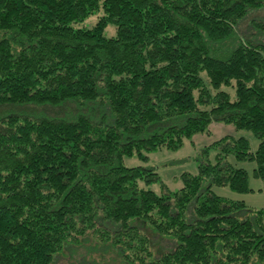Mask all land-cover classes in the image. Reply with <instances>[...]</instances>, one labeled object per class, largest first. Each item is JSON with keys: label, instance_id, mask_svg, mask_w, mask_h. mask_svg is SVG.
I'll return each mask as SVG.
<instances>
[{"label": "trees", "instance_id": "16d2710c", "mask_svg": "<svg viewBox=\"0 0 264 264\" xmlns=\"http://www.w3.org/2000/svg\"><path fill=\"white\" fill-rule=\"evenodd\" d=\"M262 10L264 0H0V112L42 113L0 114V264H53L89 232L130 263L264 264V209L211 189L252 191L230 156L255 161L264 188V20L240 28ZM218 122L252 132L256 149L225 135L160 193L155 168L124 164ZM139 225L172 248L149 259Z\"/></svg>", "mask_w": 264, "mask_h": 264}, {"label": "rangeland", "instance_id": "374dc122", "mask_svg": "<svg viewBox=\"0 0 264 264\" xmlns=\"http://www.w3.org/2000/svg\"><path fill=\"white\" fill-rule=\"evenodd\" d=\"M102 14V11L95 12L88 16L78 26L90 27L92 26L98 17ZM264 20V10L253 11L249 14L248 18L244 20L240 28L247 30V26L251 28L252 19ZM252 29V28H251ZM252 31H255L252 29ZM104 35L111 37L115 35V27L113 24H108L104 29ZM222 89L227 90L230 94L234 93V86H223ZM34 104L25 105H8L7 111H2L0 114L11 111L15 113H25L30 116L41 115V112H31L30 108ZM234 134L237 136H245L250 142V149L254 151L257 147L258 140L248 130H234L232 125L224 122L213 123L210 126L208 133H196L190 139H186L181 147L178 149H167L159 148L148 152V159L143 160L138 158L136 155L125 156L124 164L126 166H143L153 167L158 172L160 180L153 183L150 188L160 193L162 185H165L168 190L176 191L182 186L181 174L183 172H189L196 174L198 171V163L200 161V153L202 148L209 146L213 141L222 138L225 135ZM209 159L214 162L215 150L209 149ZM204 160V159H203ZM232 164L237 167L246 169L248 173V185L252 191L245 193H238L232 191L228 186H217L211 187L212 191L220 196L226 197L232 200H242L247 208L252 209H264V188L263 181L260 178L253 176V169L255 167V161H238L233 157H229ZM133 222L139 223L134 220ZM133 222H131L133 224ZM135 224V223H134ZM139 228L143 233L150 237V250L152 256L148 258H157L163 251H168L172 248L173 242L169 241L154 233L148 226L139 225ZM103 241L100 233L89 232L82 240L81 245L76 247L67 246L65 247L54 259L53 264H139L138 262H128L124 260L121 255L120 249L109 245V243H102ZM126 254L131 253L130 250L125 251ZM251 264H257L252 261Z\"/></svg>", "mask_w": 264, "mask_h": 264}]
</instances>
